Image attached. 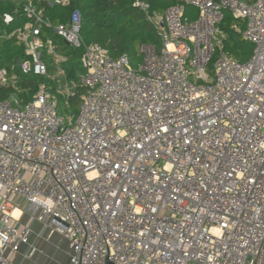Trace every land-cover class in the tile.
I'll return each instance as SVG.
<instances>
[{
	"label": "built area",
	"instance_id": "obj_1",
	"mask_svg": "<svg viewBox=\"0 0 264 264\" xmlns=\"http://www.w3.org/2000/svg\"><path fill=\"white\" fill-rule=\"evenodd\" d=\"M70 2L26 0L27 20L0 27L24 48L21 71L52 82L24 101L0 65L12 88L0 100V264H15L31 232L15 197L69 241L71 264H264V0H183L162 13L133 0L161 40L139 45L136 67L85 43L78 9L65 23L44 16ZM224 11L244 22V62L223 50ZM45 29L82 48L77 80Z\"/></svg>",
	"mask_w": 264,
	"mask_h": 264
},
{
	"label": "trees",
	"instance_id": "obj_2",
	"mask_svg": "<svg viewBox=\"0 0 264 264\" xmlns=\"http://www.w3.org/2000/svg\"><path fill=\"white\" fill-rule=\"evenodd\" d=\"M26 0H0V27L10 31L24 23L27 18L21 14V6ZM133 0H71L68 6H46L44 16L52 23H65L71 12L78 9L81 13V37L85 43L96 42L105 47L113 58L126 55L132 66L136 67L141 61L139 45L151 44L160 49L161 40L156 29L149 23L145 15L132 6ZM153 11L162 13L170 5L183 2V0H148ZM186 15L194 18L196 10L191 6L185 7ZM4 13L14 15V21L9 25L1 23ZM234 25L244 28V22L232 17L224 11L223 19L218 28L223 34V50L234 59L244 62L252 54L253 45L242 37ZM46 35L58 44L67 60L63 63L67 80H77L83 74L80 65L82 48L68 46L51 29H45ZM24 48L17 44L14 38H0V65L5 67L9 75L16 76V84L20 97L24 101L30 100L42 83L51 85V80L46 76L23 73L19 63L26 60ZM55 72L51 66L48 73ZM12 91L10 86H0V100L6 98ZM83 88H79L76 97L69 100V109L77 112L80 95ZM62 102V99L60 100ZM62 105V104H61ZM66 110L63 106L61 110Z\"/></svg>",
	"mask_w": 264,
	"mask_h": 264
},
{
	"label": "rangeland",
	"instance_id": "obj_3",
	"mask_svg": "<svg viewBox=\"0 0 264 264\" xmlns=\"http://www.w3.org/2000/svg\"><path fill=\"white\" fill-rule=\"evenodd\" d=\"M18 200L19 207L24 211L19 224L28 225L30 234L27 244H20L17 253L11 257L15 264H71L70 254L72 249L69 247V241L60 234L54 232L49 238L50 228L43 225L42 222L31 217L26 211L28 202L24 198L15 197ZM32 246L35 251L31 257H28ZM5 257L10 256V251L4 252Z\"/></svg>",
	"mask_w": 264,
	"mask_h": 264
},
{
	"label": "crops",
	"instance_id": "obj_4",
	"mask_svg": "<svg viewBox=\"0 0 264 264\" xmlns=\"http://www.w3.org/2000/svg\"><path fill=\"white\" fill-rule=\"evenodd\" d=\"M194 10H195V9H194ZM21 218H22V217H21ZM20 220H21V219H20ZM47 238H49V236H48ZM32 247H34V246H32ZM34 249H35V247H34ZM33 253H34V252H33ZM33 253H32V254H33ZM32 254H31V255L28 254V257H31Z\"/></svg>",
	"mask_w": 264,
	"mask_h": 264
},
{
	"label": "bare ground",
	"instance_id": "obj_5",
	"mask_svg": "<svg viewBox=\"0 0 264 264\" xmlns=\"http://www.w3.org/2000/svg\"><path fill=\"white\" fill-rule=\"evenodd\" d=\"M14 215L17 216L18 215V211H14Z\"/></svg>",
	"mask_w": 264,
	"mask_h": 264
}]
</instances>
